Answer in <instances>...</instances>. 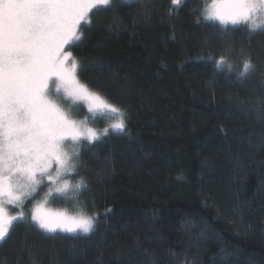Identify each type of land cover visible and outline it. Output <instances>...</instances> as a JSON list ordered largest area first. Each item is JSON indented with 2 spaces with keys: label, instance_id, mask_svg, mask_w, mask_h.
<instances>
[{
  "label": "trees",
  "instance_id": "trees-1",
  "mask_svg": "<svg viewBox=\"0 0 264 264\" xmlns=\"http://www.w3.org/2000/svg\"><path fill=\"white\" fill-rule=\"evenodd\" d=\"M209 1L114 0L81 25L79 79L127 130L81 147L86 192L40 195L96 215L95 231L45 232L27 215L0 264H264V30L205 20Z\"/></svg>",
  "mask_w": 264,
  "mask_h": 264
},
{
  "label": "snow or ice",
  "instance_id": "snow-or-ice-1",
  "mask_svg": "<svg viewBox=\"0 0 264 264\" xmlns=\"http://www.w3.org/2000/svg\"><path fill=\"white\" fill-rule=\"evenodd\" d=\"M181 3L171 0L173 6ZM115 7L114 0H0V241L10 238L15 221L28 222V216L45 232L95 231V216L46 212L47 199L36 202L28 216L23 208L42 187L45 197L86 192L84 178L77 180L84 167L81 147L101 142L110 129L127 130L123 109L79 79L83 66L66 51L82 42L79 29L82 22L91 23L94 9ZM204 18L264 30V0H212ZM204 60L217 67L228 63L224 55L219 64L215 57ZM255 70L248 53L237 80ZM76 101L85 102L93 116L114 115L115 122L99 130L87 125V117L78 122L62 106Z\"/></svg>",
  "mask_w": 264,
  "mask_h": 264
},
{
  "label": "rangeland",
  "instance_id": "rangeland-1",
  "mask_svg": "<svg viewBox=\"0 0 264 264\" xmlns=\"http://www.w3.org/2000/svg\"><path fill=\"white\" fill-rule=\"evenodd\" d=\"M212 3V0H210L208 2V4L206 5V8H209V6L211 5ZM205 12V10H204ZM91 14V13H90ZM204 14V13H203ZM83 25V22L82 24ZM81 29V27H80ZM79 29V31L81 32V30ZM69 45L66 46V51H71L70 48H68ZM73 54V52H72ZM83 105V107L81 106ZM62 106L65 107L66 109H70V112L73 114H75L74 116H72L73 119L77 120L78 122L79 121H85V117H87V120L85 121L87 123L88 126L90 127H93V128H96V129H102L104 127H107L109 125H111L112 123L115 122V116L114 115H100V114H97L95 116H93L91 113L88 112L87 110V104L83 101H76L74 103H69V104H63L62 103ZM86 110V111H85ZM78 113H83V116H78L76 117V115ZM112 130V129H110ZM44 195V193H43ZM45 200V197H42V195H40V192H39V195L37 196V199L35 201H33L32 204H29L28 202H26L24 208H23V211L25 212L26 216L28 215V212L30 213L31 209L35 207V204L36 202H41L43 203V201ZM10 209L13 208V206H8ZM19 209H16V211H18ZM44 211L46 212H51V213H66L68 215H74V214H69L68 212L64 211L63 209H56V208H53V207H50L46 204H44ZM87 216H90V215H87ZM97 219V216L94 215Z\"/></svg>",
  "mask_w": 264,
  "mask_h": 264
}]
</instances>
